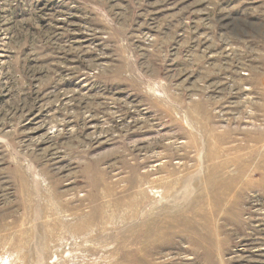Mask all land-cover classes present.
Listing matches in <instances>:
<instances>
[{
	"label": "rangeland",
	"instance_id": "374dc122",
	"mask_svg": "<svg viewBox=\"0 0 264 264\" xmlns=\"http://www.w3.org/2000/svg\"><path fill=\"white\" fill-rule=\"evenodd\" d=\"M0 264H264V0H0Z\"/></svg>",
	"mask_w": 264,
	"mask_h": 264
}]
</instances>
